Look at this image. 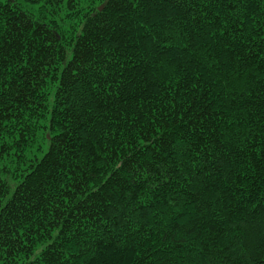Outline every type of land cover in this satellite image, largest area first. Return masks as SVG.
Returning <instances> with one entry per match:
<instances>
[{
	"label": "trees",
	"instance_id": "trees-1",
	"mask_svg": "<svg viewBox=\"0 0 264 264\" xmlns=\"http://www.w3.org/2000/svg\"><path fill=\"white\" fill-rule=\"evenodd\" d=\"M95 3L0 4V264H264V0Z\"/></svg>",
	"mask_w": 264,
	"mask_h": 264
},
{
	"label": "snow or ice",
	"instance_id": "snow-or-ice-1",
	"mask_svg": "<svg viewBox=\"0 0 264 264\" xmlns=\"http://www.w3.org/2000/svg\"><path fill=\"white\" fill-rule=\"evenodd\" d=\"M128 2H130V0H96L94 7L98 10V13H101V12H106L112 8L118 9L120 6H122V4ZM7 3L8 0H0V4H7ZM85 3L86 4L91 3V0H85ZM95 19H99V15H97ZM97 86L102 88V85L97 84ZM140 143L143 144V141H141Z\"/></svg>",
	"mask_w": 264,
	"mask_h": 264
}]
</instances>
